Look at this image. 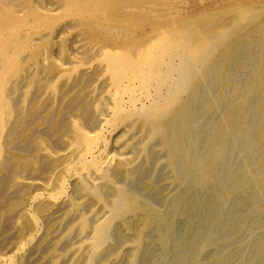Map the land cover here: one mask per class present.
Here are the masks:
<instances>
[{
    "label": "bare ground",
    "instance_id": "obj_1",
    "mask_svg": "<svg viewBox=\"0 0 264 264\" xmlns=\"http://www.w3.org/2000/svg\"><path fill=\"white\" fill-rule=\"evenodd\" d=\"M0 264H264V0H0Z\"/></svg>",
    "mask_w": 264,
    "mask_h": 264
},
{
    "label": "rangeland",
    "instance_id": "obj_2",
    "mask_svg": "<svg viewBox=\"0 0 264 264\" xmlns=\"http://www.w3.org/2000/svg\"><path fill=\"white\" fill-rule=\"evenodd\" d=\"M240 62L238 61V60H236V64H238L236 67H238V70L240 69L239 67H240V64H239ZM239 74H240V70H239ZM213 253H211V254H207V255H205V257L203 258L204 259V262H208V260L210 259V255H212ZM206 258H208V259H206Z\"/></svg>",
    "mask_w": 264,
    "mask_h": 264
}]
</instances>
